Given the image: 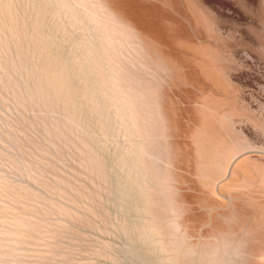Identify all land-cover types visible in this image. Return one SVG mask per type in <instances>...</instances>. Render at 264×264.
I'll list each match as a JSON object with an SVG mask.
<instances>
[{
	"label": "rangeland",
	"instance_id": "374dc122",
	"mask_svg": "<svg viewBox=\"0 0 264 264\" xmlns=\"http://www.w3.org/2000/svg\"><path fill=\"white\" fill-rule=\"evenodd\" d=\"M0 264H264V0H0Z\"/></svg>",
	"mask_w": 264,
	"mask_h": 264
}]
</instances>
